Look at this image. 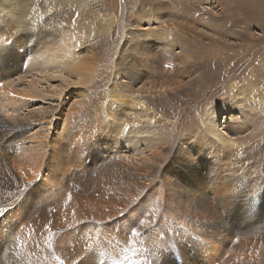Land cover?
Returning <instances> with one entry per match:
<instances>
[{
	"label": "rangeland",
	"instance_id": "1",
	"mask_svg": "<svg viewBox=\"0 0 264 264\" xmlns=\"http://www.w3.org/2000/svg\"><path fill=\"white\" fill-rule=\"evenodd\" d=\"M170 3V0H97L90 4L95 9L90 10L92 13L96 12L106 19L114 14L116 22L110 30H106L108 33L95 34L98 40L95 46L100 45L102 56L96 59L93 55L96 61L90 65L95 68V76L88 83H80V77L72 76L64 67H51L54 69H49V74L30 68L35 58L41 63L45 60V55L40 53L47 51L48 46L52 48L61 42L67 54L70 51L68 48L75 44L74 58L82 57L86 45L83 47L79 36L90 27L85 14L86 7L78 8L75 22L67 24L58 38L47 37L43 42L40 39L29 48L9 39H0V59L9 52L11 65H16L10 69L16 88L22 89L29 80H36L39 75H43L39 84L46 93L62 92L57 100L50 98L36 104L47 108L57 106L59 113L45 119L52 123L33 124L32 130L25 133L28 141L25 147L34 146V141L38 143V139L32 138L31 134L43 125L48 128L47 141L58 136L64 143L67 133L76 141L62 149V159L68 156L71 162L69 171H65L64 175L61 172L64 186H52L54 183L44 186L45 176L27 181L19 169L10 166L11 163L3 171L0 168L3 174V177L0 176V207L16 209L15 206L28 199L30 205H34L31 190L37 186L42 188L40 205L51 211L46 216L59 220L45 228V221L36 225L34 222L37 217L34 218L35 213H30L22 220L23 223L18 224L21 225L19 227H15L13 222L8 223L7 231L6 226L0 230V264H264V189L251 196L246 193L250 187H243V181L240 185L232 181L230 183H234L239 190L228 199L208 189L203 190L201 182L213 171L224 170L225 163L212 158L210 150L208 154L197 152L198 142L193 140L196 136L207 135L202 130L201 122L206 120L204 116L207 113V118L210 111L216 110L225 101L230 102V98H233L231 92L236 93L233 91L235 86H246L241 95L250 86L255 89L251 95L258 91L256 98L264 101V0L189 1L191 10L187 16L190 19L184 18L183 12H179L176 19L195 29L187 38L191 39L192 35L202 37V43L193 40L188 50L189 70L193 75L168 74L164 70L166 62L161 56L162 50L159 53L163 49L162 43L158 40L128 39L124 45L129 50L128 55L133 54L130 49L134 46L145 47L146 51L150 49L148 54H136L133 59L130 56L133 70L143 74V83L149 82L150 88L158 92V100L163 101L166 107L161 110L155 108V122H139L138 133H131L133 128H115L112 124L115 118L106 116L109 107L104 108L103 105L106 98L110 97L106 91L116 79V60L127 32L143 34L145 28H158V23L176 14ZM90 5L87 8L90 9ZM156 5L163 11L156 9ZM152 15L158 22L153 20L145 24L144 16ZM259 52H263L260 58ZM232 54L231 63H226L224 60ZM65 57L59 55L58 62L68 66ZM173 62L181 64L183 60H171L170 65L177 67ZM146 67L152 68L153 74L150 75ZM30 69L34 72L30 73ZM117 80L124 84L131 82L126 73L119 74ZM141 86L142 83L136 85L137 88ZM81 90L86 91L84 97L89 101V110L87 114L83 111L74 113V119L67 123L66 113L71 110V105L85 103L83 96L79 95ZM248 100L247 97L245 102L240 103L243 109L238 106L230 109L228 114L225 110L219 111L217 125L232 138L247 139L245 158L254 169L258 167V172L263 175L264 109L249 104ZM116 106L115 110H122ZM132 110L139 111L126 108L127 113ZM249 110L252 111L250 116L246 112ZM127 113L123 114L125 118L130 117ZM245 119L248 126L242 122ZM97 123L102 125L101 130H96ZM86 126L85 131L83 128ZM59 127L60 135L52 136ZM88 128L92 129L89 131ZM4 129L2 127L0 131ZM5 131L4 140L12 138L13 129L6 128ZM104 134L107 136V147L104 144L99 149L97 140ZM126 136L130 137V141H137L134 146H129ZM85 139L87 142H84ZM48 150L49 147L45 162L49 160ZM90 151H93L91 155ZM188 155L194 159V166L187 175L179 165L174 168L172 162L187 159ZM133 163H146L151 169H137L131 173L129 171H132ZM149 173L150 178L147 176ZM226 175L236 181V178L245 177L242 173ZM194 181L198 184L191 187ZM210 183V180L207 181V184ZM105 187L112 190L113 196L110 198L114 203L109 204L107 198L99 200L103 203L97 206L95 198L86 194L101 188L104 190ZM188 187L197 189V194L185 191ZM76 194L87 199H77ZM76 202H80L81 206H70ZM107 210L113 218L104 222L103 215L108 213ZM14 220H18V216ZM1 225L3 222L0 220ZM133 228L139 235H133ZM4 234L10 240H5ZM78 242L80 245L83 243V248L86 246L89 249L81 252L78 259L73 261L68 251L73 250L74 244ZM70 252L74 255L73 251Z\"/></svg>",
	"mask_w": 264,
	"mask_h": 264
},
{
	"label": "bare ground",
	"instance_id": "2",
	"mask_svg": "<svg viewBox=\"0 0 264 264\" xmlns=\"http://www.w3.org/2000/svg\"><path fill=\"white\" fill-rule=\"evenodd\" d=\"M95 1L97 0H0V39L2 38L3 41H7L6 39H9L10 41H15L17 44L24 45L25 47L29 48L32 47L35 43H37L40 39H42L43 42V40L47 37L53 39V37L57 36L58 38L59 35H62L63 30L67 24L75 22L76 20L75 14L78 13V8L86 7L85 14L87 15L86 17L87 20L90 22V27L86 32L84 31L82 36L81 35L79 36V40L80 42H82L83 47L84 45H86V50L85 53L82 54V57L79 56L77 58H74V51L76 50L75 44H73L70 48H68L70 50L69 52L72 53L70 54L68 52L67 54V52L63 51L64 47L61 46L63 42H61V44L58 43L55 47L52 48L46 46L47 51L45 52L43 51L40 53V55H45L44 58L45 60L43 59L44 61L41 63V61H37V58H35V60L34 61L32 60V63H30V68L35 69L40 73L49 74V69H54L51 67H55V68L64 67L65 69L68 70V72L72 76H79L80 77L79 80L81 81V82L79 81L80 83H88L91 80H93V77L95 76L94 74L95 68L90 64L95 62L96 59H100V57L102 56V54L100 53L101 51L100 45L95 46L96 44H98L97 36L95 34L97 32L108 33V31L106 32V30L107 29L110 30V28L116 22V15L114 14H112L110 19H106L105 17L97 14L96 12L92 13L90 10L94 9V7L91 5ZM163 1H167V0H163ZM170 1H171L170 6L172 5L171 7L176 11V14H172V17L166 19V21L164 22L162 21L158 23L157 24L159 26L158 28L157 27L145 28L146 32L145 33L143 32V34L127 32L126 38L123 41L124 43L122 44V46H120L121 48L119 51L118 59L117 58H116L117 60L115 59L116 65H115L114 76L116 77V79L115 78L113 79L110 88L106 91L108 92V94L110 93L109 94L110 97L106 98L105 100L106 102L103 105L104 108L109 107V110H106V116L109 119L115 118L114 122L112 123L114 124L115 128H119V127L120 128L123 127L125 129L133 128V130H131L130 132L138 133L139 132L138 127L140 124L139 122H143L141 124H151L155 122L156 118H154L153 115V113L156 112L155 110L157 109L161 110V108L166 107L164 106L165 103L163 104V101L158 100V94H157L158 92L156 93L152 90V87L150 88L151 85L149 84V82L143 83V74H140L139 72L133 70V62L131 61V58L132 59L133 57L135 58L136 54H140V53L148 54V51L150 49L148 50L147 48L148 51H146L145 47H142L140 45L134 46L133 48L130 49L131 51L130 53H133L134 55L133 54L128 55L127 53L129 52V50L127 51L126 48L124 47L125 42L128 39L132 41L133 39L136 40L142 38L144 40H149L152 42L154 41L157 42L158 40L159 43H162L161 46L163 47V49L161 48L159 50V53L162 50L161 56L164 57L166 62L165 63L166 67L164 70L166 72H169L168 74L176 73L177 75L179 74L193 75L191 74L192 71L189 70L190 60L188 59V56L190 55H188V50L190 49L189 46L190 43L193 42V40H200V43H202L201 42L202 37L201 35L198 37L192 35L191 39L187 38L192 34L191 32L195 31V29L191 28L186 23L183 22L181 23V21L176 19L179 17L178 14L179 12L184 13L183 15L184 18L188 20L190 19V17L188 18L187 16L188 11L191 10L189 3L190 0H184L185 1L184 3H182L180 0H170ZM89 5L91 6L90 9L87 8ZM155 8L161 10V12L163 11L157 5L155 6ZM144 17H146L145 24L150 23L153 20H157L158 22V19H156V17L153 15L144 16ZM54 40L56 41V38H54ZM65 44L69 45L68 42H66ZM8 53H6L7 56L5 58L0 59V128L3 127L5 129L6 128L13 129V133H12V138L4 140V137L6 136L5 135L6 131L5 129L0 131V164L2 163L0 165V168L3 171V169L9 167L8 164L11 163L10 166H14L15 169H19V172L26 177L27 181H32L39 176H41V178H44L45 176L43 180L44 186H48L49 184L52 183H54L52 186L54 185L64 186L65 185L64 180L60 178L61 172L63 175L66 174L65 171H69L71 167V162L67 159L68 156L64 158V160L62 159L63 156L62 149H65V146L71 145L73 142L75 144L76 141L75 139H73L74 137L72 138L69 135L70 133L69 134L67 133L64 139L65 141H63L64 143H62L59 140L58 136H55V138L52 140H50L51 139L50 138L49 139L50 141H47L48 128L45 125H43L42 128L31 134L32 138L35 137V139H38V143L34 141L35 142L34 146L25 147V143L28 142L27 135H25V133L32 130L33 124H36V122L39 124L52 123V121L47 122L45 119L49 115H53V114L55 115L59 113V108L57 106H50L47 108L45 106H36V104L43 102L45 99H50V98H53V100L55 99L57 100L58 97L62 95V92L53 91V93H46L39 84L41 77L43 78V75L42 76L39 75L38 79L36 80L34 79L29 80L28 85H26L22 89L16 88V84H14L15 81L12 79V77L14 76L10 72V69H14L16 65L14 66L11 65L9 60L12 59L8 58L10 56ZM258 54H260L259 55L260 58V56L263 55V52H259ZM59 55L61 58H64L66 56L65 57L67 60L66 65L68 66H63L64 64H59L58 62ZM93 55L96 56V59L93 57ZM232 59H233V54L224 61L226 63H231ZM171 60H183V63L177 64L173 62L175 66L177 65V67H173L172 65H170ZM37 64L40 65L37 66ZM145 64L147 65L148 63ZM31 69L29 70V72L30 73L34 72ZM146 69H148L150 75L153 74L152 68L146 67ZM46 70L48 71L45 73ZM124 73H126V76H129L131 82L128 81L127 84H124L123 81L117 80L118 75L119 74L124 75ZM253 81H251L250 84H252ZM140 83H142V86L140 88H137L136 85ZM165 84L166 82H164V85ZM250 84L247 83V85ZM245 87H246L245 85H243L242 88L239 87L236 88L235 86L233 88V91H235L236 93L231 92L232 95L230 94V96H233V98H230L231 100L230 102L225 101V103L221 104V106H217L219 108L210 111L207 118H206L207 115L206 113V115L204 116L206 120L202 121L201 123L203 127L202 130H204V132L207 133V135H200L198 137L194 134L196 138L193 139L195 140L196 143L198 142L196 148L197 152L200 153L205 152L206 154H208L210 150L209 155L212 156V158L215 157L216 160H221L225 163L224 170L218 169L216 171H213L210 176H208L206 179H204L201 182L203 183L202 185H204L203 190L208 189L214 192L215 195L221 196L225 199L232 197L233 196L232 194L238 192L239 190L234 183H230L232 181H235L238 185H240L243 181L242 183L243 187H247V186L250 187V189L247 190L246 193L251 194V196L254 195L256 192H258L259 190L264 189V176H263L264 173L263 175L259 173L258 167L254 169V166L248 163L245 158L246 156L244 155V152L246 149L244 146L245 144H247V139L239 138V137L232 138L231 135L228 136L227 133L222 132L217 125V120H218L217 118L219 117V111L225 110L226 114H228L230 109H233L235 107L237 108L238 106L242 108L240 103L245 102V98L247 97L249 98V100L247 101L249 104H253V106L256 107L260 106L262 109H264V101H260L259 99L256 98V96L258 95V91H256L255 94L251 95V93H253L255 89H252L250 86L249 88L247 86L246 88L247 92H245L244 95H241L244 92L243 90L245 89L243 88ZM85 93H86L85 90H81L79 94L83 96L84 98L83 101L85 103L82 104L77 102L72 104L71 105L72 107L70 108L71 110L66 113L67 123L68 121L70 122L71 120L74 119L73 116L74 113L77 114V112L79 113L83 111L84 114H87L86 111L89 110L87 107L89 101L86 100L85 98L86 96L84 97V95H86ZM116 105H118L119 108L122 110L121 111L115 110L114 106ZM118 106L116 107L118 108ZM126 108L139 109V111L136 112L132 110L131 112L127 113ZM206 111H208V109ZM120 112H124L123 114L127 113L129 114L130 117L125 118L123 114H120ZM246 112L248 113V116H250L252 111L250 112L249 110ZM246 112L245 114H247ZM158 113L159 112H157V114ZM114 116H117V118ZM240 118L242 119V116H240ZM242 122L248 126L246 119L243 120ZM101 128L102 125L100 123H97L96 130L97 131L101 130ZM91 129L88 128L89 131ZM83 130L86 131L87 126L85 127V129L83 128ZM60 133H61V128L59 127V129L56 130V132L52 133V136L60 135ZM81 137L85 138L82 135ZM98 138L99 139L97 140V144L99 146V149H102L104 144L107 147L106 144L107 136H105L104 134L103 137H98ZM127 138L129 139V146L131 147L134 146L135 143L137 142L136 140L133 139H131L130 141V137ZM84 142H87V139H85ZM89 146H90L89 148H91V144ZM48 147H49L48 151H50V153L48 154L49 160L45 162V155H46L45 153H48L46 152ZM92 148L94 149L95 147L92 145ZM89 153L91 155L93 151H90ZM186 157L187 159L182 160L181 158L180 161L177 162L174 161L172 163L174 168L176 165H179L180 169L188 175L189 172L193 170L194 159L192 158L191 155L190 156L188 155ZM250 157L252 156L250 155ZM258 162L259 164H261L260 161ZM131 166H132V171L126 169L131 173H133L137 169H146L147 171L151 169V166L147 165L146 163H133ZM1 170H0V176L3 175ZM47 170L48 173H45V171ZM56 172H59V174H56ZM151 173L147 175L149 178L151 176ZM240 173L244 174L245 176L244 179L236 178L237 179L236 181L235 178L226 177L227 176L226 174H240ZM129 178L134 179L133 177L130 176ZM209 180L211 183L207 184V181ZM196 184L198 183L195 181L192 182L191 187H194ZM41 191L42 188H39L37 186L31 190V198L33 199L32 202L34 203V205H30L31 203L28 202L29 201L28 199L27 201H22L20 203L21 205L15 206L16 209L13 208L8 209L5 207H0V220L3 222V225L0 226V230L1 229L4 230L6 226V231H7V228H9L8 223H12V222L15 227L21 226V225L18 226V224L21 222L23 223V221L27 218V215H29L30 213L31 214L35 213L34 218L37 217V219L35 220L34 223L36 225H40L42 222L45 221V228L53 225L55 222H58L59 220L55 221L52 218L46 216L51 214V211L43 208L40 205L39 196L41 195ZM185 191L191 193L193 192L195 194H197L196 192H198L197 189L194 190L193 188H189V187L185 189ZM35 194L37 196H35ZM86 195L95 198V203L97 206H100L103 203L100 202L99 200H105L107 198L109 204L114 203V201L111 200L110 198L111 196H113V192L112 190L107 189L106 187L104 190L101 188V190H94L91 191V194H86ZM76 198L87 199L85 196L83 195L77 196V194H76ZM70 206L79 207L81 206V203L76 202L71 204ZM108 210L106 212H108ZM16 216H18V220H14ZM103 216H104L103 217L104 222H109L111 218H113L112 214H109V212ZM13 225H11V227H13ZM18 235L19 233L17 234V238ZM14 236L16 237V235ZM4 238L5 240H10V237L8 235L6 236L5 234H4ZM81 241L82 240H80V242ZM82 244L83 243H81V245L80 243L79 244L75 243L73 250L68 251V256L71 258V260L73 261L77 260L81 252L89 249V247L86 246L83 248ZM262 246L264 247V244H262ZM70 251H73L74 255ZM87 257H89V255Z\"/></svg>",
	"mask_w": 264,
	"mask_h": 264
},
{
	"label": "snow or ice",
	"instance_id": "3",
	"mask_svg": "<svg viewBox=\"0 0 264 264\" xmlns=\"http://www.w3.org/2000/svg\"><path fill=\"white\" fill-rule=\"evenodd\" d=\"M133 235H139V232L135 228H133Z\"/></svg>",
	"mask_w": 264,
	"mask_h": 264
}]
</instances>
